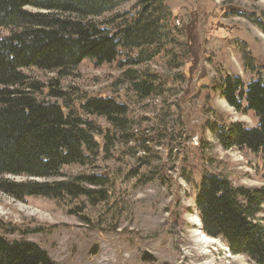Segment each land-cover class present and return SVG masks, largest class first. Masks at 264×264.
<instances>
[{"label": "rangeland", "instance_id": "1", "mask_svg": "<svg viewBox=\"0 0 264 264\" xmlns=\"http://www.w3.org/2000/svg\"><path fill=\"white\" fill-rule=\"evenodd\" d=\"M161 1L170 12L162 29L168 49L160 48L150 62L125 65L137 53L132 50L100 66L84 59L68 75L24 71L76 103L84 97H111L128 110L126 137L104 117L92 116L103 136L113 137H96V158L85 166L63 167L62 176L52 178L102 174L105 183L90 188L94 195L105 194L104 200L81 196L57 202L32 196L18 201L0 191V220L16 229L5 237L36 243L55 264H253L244 255H233L222 239L203 238L194 198L205 172L225 174L235 186H264L261 156L224 149L210 131L213 121L256 124L251 113L227 104L220 84L227 75L248 82L257 72L264 74V34L254 23H264V0ZM136 7L132 1L117 11L131 15ZM250 59L254 69L247 67ZM127 70L137 72L136 81ZM148 72L159 78L151 93L138 96L133 83ZM144 251L157 261H142Z\"/></svg>", "mask_w": 264, "mask_h": 264}, {"label": "trees", "instance_id": "2", "mask_svg": "<svg viewBox=\"0 0 264 264\" xmlns=\"http://www.w3.org/2000/svg\"><path fill=\"white\" fill-rule=\"evenodd\" d=\"M132 1L137 7L131 15L117 11ZM169 18L161 0H0V33L10 29L9 34H0V191L18 201L32 196L57 202L81 196L105 199L101 191L96 196L90 188L105 183L102 174L52 178L61 177L63 167L85 166L96 158L100 149L96 137L104 141L113 137V133L103 136L92 116L104 117L121 131L119 135L126 133L127 107L111 97H84L76 103L24 71L36 68L68 75L84 59L100 66L132 50L137 53L125 65L150 62L160 48L168 49L162 29ZM254 23L264 34V23ZM248 62L247 67L254 69L251 59ZM126 74L135 81L139 76L135 70ZM143 75L142 81L133 83L138 96L151 93L159 78L152 72ZM220 90L229 106L251 113L256 124L213 121L210 131L222 148L248 150L264 160V74L257 72L248 82L227 75ZM196 193L202 232L222 239L233 255L264 264L260 223L264 186H235L225 174L205 172ZM15 231L0 220V264H55L36 243L5 237Z\"/></svg>", "mask_w": 264, "mask_h": 264}, {"label": "water", "instance_id": "3", "mask_svg": "<svg viewBox=\"0 0 264 264\" xmlns=\"http://www.w3.org/2000/svg\"><path fill=\"white\" fill-rule=\"evenodd\" d=\"M199 222H200V220H199ZM96 249H97V246L94 245L90 252L92 254H94L96 252ZM141 260L142 261H148V262H156L157 261L156 257H154V255L148 251L143 252V254L141 256Z\"/></svg>", "mask_w": 264, "mask_h": 264}, {"label": "bare ground", "instance_id": "4", "mask_svg": "<svg viewBox=\"0 0 264 264\" xmlns=\"http://www.w3.org/2000/svg\"><path fill=\"white\" fill-rule=\"evenodd\" d=\"M196 225H198V226H200L201 227V224H200V222H199V219L197 218L196 219ZM201 234H202V236H203V238L207 241V240H214V238H212V237H209V236H206L205 234H203V232H201Z\"/></svg>", "mask_w": 264, "mask_h": 264}]
</instances>
